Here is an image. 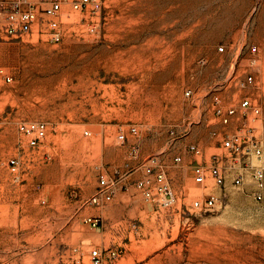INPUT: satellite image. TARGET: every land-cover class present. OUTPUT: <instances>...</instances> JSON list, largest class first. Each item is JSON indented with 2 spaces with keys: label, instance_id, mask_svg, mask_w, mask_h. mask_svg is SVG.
<instances>
[{
  "label": "rangeland",
  "instance_id": "obj_1",
  "mask_svg": "<svg viewBox=\"0 0 264 264\" xmlns=\"http://www.w3.org/2000/svg\"><path fill=\"white\" fill-rule=\"evenodd\" d=\"M64 10L60 42L0 41V264H264V189L257 198L249 173L221 186L193 171L224 150L214 95L235 103L250 71L262 114L226 127L264 146V0H103L95 29L91 13ZM41 118L48 133L32 147L18 124ZM152 153L176 195L167 205L133 183ZM123 174L111 200L88 201L102 175ZM210 191L216 206L192 209ZM98 246L119 254L94 263Z\"/></svg>",
  "mask_w": 264,
  "mask_h": 264
},
{
  "label": "built area",
  "instance_id": "obj_2",
  "mask_svg": "<svg viewBox=\"0 0 264 264\" xmlns=\"http://www.w3.org/2000/svg\"><path fill=\"white\" fill-rule=\"evenodd\" d=\"M69 2L73 10L91 13V28L95 29L101 21V9L103 0H0V41L38 38L48 42H60L65 36L63 24L64 5ZM258 46L252 45V50ZM220 50L225 46L220 45ZM205 58H201L204 61ZM4 72V68H0ZM6 79L11 80L12 75L4 73ZM239 88H244L241 93L236 94L239 99L235 103H225L219 94L214 95L213 109L217 122L225 125L222 129H215L213 134L220 141L223 152H214L210 161L196 159L193 164L194 178L202 185L210 182L226 186L231 176L235 184H242L245 175H251L254 186L252 192L257 198H261L264 189V146L256 134L242 130H235L226 126L237 122L241 117L253 116L258 118L262 114L261 105L253 99L252 92L247 86L254 84L255 76L251 71L244 77H238ZM191 89H186V94H191ZM20 132L28 137V143L37 147L48 133V122L45 119L21 120L18 124ZM251 130V128H249ZM131 132H137V126L132 125ZM89 133V130H86ZM124 132L119 133L120 138H125ZM188 149L196 154L202 155V149L194 142L187 144ZM183 156L177 154L174 160L179 162ZM17 158H11V164L17 165ZM144 174L134 178V184L142 191L144 197L149 201L158 200L167 205L172 203L176 195L167 179L165 163L161 162L159 153H152L140 162ZM137 169L135 167L133 170ZM131 174V173H130ZM102 175L98 186L88 201L97 206H102L112 199L121 178ZM130 175H126L129 177ZM158 181V182H157ZM157 182V184H156ZM220 196L210 191L205 197H197L192 203V209L196 211H207L213 209ZM93 225L100 223L99 215L86 217ZM119 254L116 246L95 247L91 250V258L94 263H103L105 257L115 259Z\"/></svg>",
  "mask_w": 264,
  "mask_h": 264
}]
</instances>
